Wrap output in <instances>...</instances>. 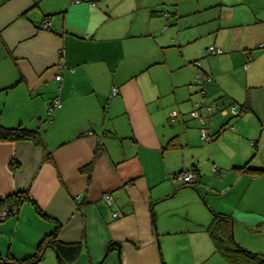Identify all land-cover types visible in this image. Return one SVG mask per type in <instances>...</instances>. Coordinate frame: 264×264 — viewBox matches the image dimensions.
Returning <instances> with one entry per match:
<instances>
[{
    "label": "crops",
    "instance_id": "obj_1",
    "mask_svg": "<svg viewBox=\"0 0 264 264\" xmlns=\"http://www.w3.org/2000/svg\"><path fill=\"white\" fill-rule=\"evenodd\" d=\"M253 1L220 0L211 27L195 28L184 37L174 33L163 42V36L156 37L160 27L141 21L148 9L149 16L158 15L152 9L158 3L0 0V125L36 130L44 142L43 147L29 140H0V199L20 192L33 199L0 221L1 257L33 255L55 228V221L41 216L34 203L60 222L61 241L82 242L71 264H229L208 230L213 213L232 217L234 239L264 253L252 228L260 223V218L253 219L254 211L240 205L236 211L225 209L209 200L217 185L234 189V179L226 177L229 171L249 187L264 182V173L254 171L264 166L248 161L258 142L252 149L248 140L263 122L255 115L250 94L264 85L248 83L240 103L235 97L240 91L229 81L232 73L223 66L240 57L250 62L242 70L253 72L264 57V17ZM183 2L178 0L172 15L182 12ZM238 3L245 7L241 19L231 10ZM202 8L203 3L194 5L189 13ZM202 16H194L192 26L203 22ZM46 21L50 25L44 28ZM211 42L209 46L225 51L207 54ZM190 45L196 47L195 54L180 51ZM168 47L178 48L174 53L180 51L181 58H171ZM206 55H219L209 60L218 61L216 67H207L208 60L199 65ZM186 63L191 65L185 71ZM59 73L62 78L57 80ZM116 87L119 93L112 97ZM56 97L61 105L49 115ZM225 100L230 108L238 103L240 109L219 118L221 110L230 112L228 107L218 110ZM195 110L204 124L193 116ZM251 123L252 132L243 129ZM203 130L213 140L227 130L243 140V149L223 165L211 152L212 139L202 140ZM181 171L196 172L198 182L180 184L174 176ZM106 193L110 200L104 199ZM184 193L195 201V214L179 211L188 205L182 200L174 205L175 217L165 219L163 203ZM256 230L264 240V224ZM169 236L177 237L173 246ZM111 242L116 245L103 259ZM36 264L60 262L49 247Z\"/></svg>",
    "mask_w": 264,
    "mask_h": 264
},
{
    "label": "rangeland",
    "instance_id": "obj_2",
    "mask_svg": "<svg viewBox=\"0 0 264 264\" xmlns=\"http://www.w3.org/2000/svg\"><path fill=\"white\" fill-rule=\"evenodd\" d=\"M223 1L226 4H228V3H234L235 0H226V1L223 0ZM236 1H238V0H236ZM246 1H247L246 3L250 2V0H246ZM219 2H220V0H187V1L184 0V2L181 5L182 12L179 15H172L173 13L176 12V9H177L176 3H178V0H142V5H147V4H151V3H158L156 6L152 7V9H155L158 12V15L149 16L151 11L148 9V10H146L145 14L144 13L141 14V21L143 23H145V19H148V22L150 20V24H148V25H151V26L156 25V27H160L162 30L160 29V33L157 34L156 37L159 38V37L163 36L164 37L162 39L163 42H167L166 39H169L170 35H172L174 33L182 34V36L184 37L186 34L190 33L191 30H193L195 28L204 29V28L211 27L214 24L212 17L214 15H218L216 10L219 7L216 6V3H219ZM263 2H264V0H254L252 2L254 9L255 10L259 9V17H264V6L262 5V4H264ZM202 3L204 4V8L199 9L192 14L189 13L190 9L192 7H194V5L195 6H197L199 4L202 5ZM239 3H238V5H234V7H232L231 10L232 11L235 10V14H236L237 18L241 19L242 15H243L242 13H243L245 7L241 6V4H239ZM231 5H233V4H231ZM197 15H203L202 16L203 22L196 24V26H192L195 23V17L194 16H197ZM166 17L168 19L167 21L170 22L167 29L164 28V25L166 22ZM213 34L210 33L207 35L208 41H209L210 37L213 36ZM173 38H174V36H173ZM209 45H213V43L211 42L210 44L207 45V47ZM192 47H193L192 45H190L188 47L186 46L182 49L180 48V51L183 50L184 52L195 54L197 49H196V47H194V48H192ZM257 47H259V44H257ZM165 50H167V51L171 50L169 53L170 54L169 56L171 58L176 57L177 60H179L181 58V55L179 53L180 51L178 52V54L174 53V52H177L179 50L178 48L168 47ZM223 50L225 51L224 48H223ZM175 54H176V56H175ZM218 57H219V55H206L204 58L200 59L199 65L203 60H208V62H206L207 67H211V68L216 67L218 61L213 60L210 62L209 60L215 59ZM256 60L258 61V59H256ZM245 62H246L245 59L243 60L240 57L237 58L234 56L231 57L229 60H226V62H223V66L227 67L226 70L232 73V75L229 78V81L233 82L234 85L240 91L239 95H235V97H237V98L240 97V99H241L240 103L244 100V96L247 95L248 89H247L246 85L248 83L251 85H264V57L262 60H260V64L256 67V69L253 72H251V71L248 72V71H246L247 69L244 71L242 70V67L245 65ZM189 65H191V64L186 63V65L182 69L186 71L188 69ZM249 65H250V62H246V66L248 67ZM228 68L231 70H229ZM239 84L241 85L240 87L238 86ZM250 97H251V101L254 105V108L256 109L255 115L262 117L263 122L259 123L260 128L257 130L256 135L252 136L254 138L252 140H248V144L252 147V149H253L252 142H254L256 140L258 141L256 154L253 153L252 155H250L248 161L249 160L251 161L253 159L250 162V164L252 166L253 165L254 166L255 165L264 166V134L262 137L260 134L261 127L264 126V86L257 88V89H253L252 94H250ZM218 100H221V99H218ZM229 102L230 101L225 100L224 104H219L220 107L218 108V110L223 109L225 107L230 108ZM235 105H237V108L240 109L238 103H236ZM214 108H213V110L215 111ZM218 114L221 116L219 118H223V115L221 112H218ZM253 125H254L253 123L248 124L246 126H243V129L244 130L247 129L249 132H252L254 130ZM225 126L227 127V125H225ZM226 131L223 132L215 140H213L214 135L211 136L212 137L211 138L212 139L211 144L213 143L211 146V152L213 153V155L216 158H218L217 161L222 163L223 165H226V163L230 164L231 162H233L234 160H233L232 156L235 154L233 152L238 151L239 149H241V150L243 149V140L242 141L235 140L233 138V136H231L230 134H227ZM207 132L209 133L208 130H207ZM202 140L205 141L204 139H202ZM205 142H207V141H205ZM235 161H237V160H235ZM213 166H212V168H213ZM223 171L224 170H222V172ZM213 174H214V172H213ZM226 177L228 180L234 179V182H235V185L233 187L234 189L228 191V190H225V186L217 185L218 186L217 192L213 190V194L211 193L209 195L210 196L209 200L212 203H215L217 205H222L223 207H228L225 209L231 208L234 211H236V207L240 205L239 208H242V210L254 211L253 213L251 212L252 214L248 213L247 215L250 216V214L251 215L254 214L255 216H253V219H255V218L259 219L260 218L259 224H264V182L258 181L257 183L253 184L252 187H249L247 184V181L243 180V182H242L241 181L242 177L241 178L238 177L235 172L229 171L226 174ZM182 200H186L188 205H187V207L186 206L181 207L179 209V211L181 213L187 215V210H189L190 215L193 216L195 214V201H193L190 198V196L188 194H185V193L183 195H179V197H171V198L167 199L163 203V206H162L163 207L162 211H161L162 216H164L165 219L175 217L174 214H171L172 212H176V210H177V209H174V205L178 204V201L180 202ZM240 201H241V203H240ZM247 208H251L252 210H249ZM238 215L244 216V213L240 212V213H238ZM253 219L252 220L248 219V220H246V222L247 221H253ZM259 224L255 223V225H253L252 228L255 229V231H256L254 234H256L258 236L257 241H258L259 245H263L264 244L263 235H260V232L258 230H256V229H258ZM232 234H234V227L232 230ZM176 238H177L176 236H169L167 239L168 243L169 244L172 243L171 246H173V244L176 242ZM160 247H161V245H160ZM161 249H162V247H161ZM251 251H253V250H251ZM176 252L184 253L183 250L182 251L177 250ZM262 254L264 255V253H262Z\"/></svg>",
    "mask_w": 264,
    "mask_h": 264
},
{
    "label": "trees",
    "instance_id": "obj_3",
    "mask_svg": "<svg viewBox=\"0 0 264 264\" xmlns=\"http://www.w3.org/2000/svg\"><path fill=\"white\" fill-rule=\"evenodd\" d=\"M0 140H29L36 145L44 147V142L38 131L21 126L6 128L0 125ZM254 171L264 173V169H254ZM26 200L31 199L27 194L21 192L4 197L0 199V209L7 207L9 211L8 216L12 215ZM34 205L41 216L55 221V228L44 236L33 255L22 259H17L12 255H7L6 257L0 256V264H36L44 257L45 250L49 247L56 252L60 264H71L81 253L82 242L65 243L61 241L59 239L60 222L44 213L37 203H34ZM231 219L232 217L228 215L213 213V219L208 230L215 240L217 251L221 252L228 259L229 264H264L263 254L246 249L234 239L231 230L232 224L229 222ZM153 220L155 222V218ZM223 221H228V223H223ZM115 245L116 243L111 242L108 245L106 254L110 253Z\"/></svg>",
    "mask_w": 264,
    "mask_h": 264
},
{
    "label": "built area",
    "instance_id": "obj_4",
    "mask_svg": "<svg viewBox=\"0 0 264 264\" xmlns=\"http://www.w3.org/2000/svg\"><path fill=\"white\" fill-rule=\"evenodd\" d=\"M75 2H79V0H73ZM50 25V22L46 21L42 27L46 28ZM223 52V49L221 48H216L215 46H209L207 48V54H221ZM61 67V66H60ZM199 76V75H198ZM57 80H60L62 78L61 73H59L56 76ZM199 80V78H198ZM119 93V89L116 87L112 90L111 96H116ZM61 105L60 100L56 97L52 100L51 106L49 108V115L52 114V112L58 108ZM208 110H210V107H207ZM238 108L236 105H232L230 108V112L228 110H221L222 115H227L228 113H231L233 115H236L238 113ZM193 116L198 117L201 121V123L204 124L205 118L198 113V111H193L192 112ZM202 139L205 141H210V136L208 133L205 132V130L202 131L201 135ZM255 142H252V145H254ZM213 171L214 173H218V168L216 166H213ZM175 179L180 183V184H187V185H195L198 182V176L196 172L194 171H181L177 174H175ZM104 199L105 200H110L112 198V195L110 193L104 194ZM9 211L7 207H3L0 209V221L5 220L8 217Z\"/></svg>",
    "mask_w": 264,
    "mask_h": 264
},
{
    "label": "water",
    "instance_id": "obj_5",
    "mask_svg": "<svg viewBox=\"0 0 264 264\" xmlns=\"http://www.w3.org/2000/svg\"><path fill=\"white\" fill-rule=\"evenodd\" d=\"M106 255H107V254H105V256L103 257V259L106 257ZM103 259H102V260H103ZM102 260H101V261H102Z\"/></svg>",
    "mask_w": 264,
    "mask_h": 264
}]
</instances>
